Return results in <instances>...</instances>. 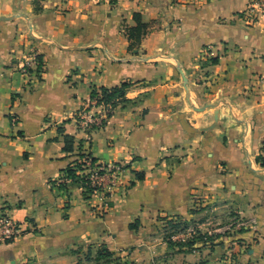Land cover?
<instances>
[{"label":"crops","instance_id":"0c3cea01","mask_svg":"<svg viewBox=\"0 0 264 264\" xmlns=\"http://www.w3.org/2000/svg\"><path fill=\"white\" fill-rule=\"evenodd\" d=\"M250 2L0 0V216L24 227L0 264H264V12L249 21ZM139 19L140 42L127 32ZM204 48L218 60L202 69ZM124 81L128 100L83 130L92 88ZM81 151L122 163L130 184L104 215L55 183ZM201 205L231 207L230 222L209 228ZM171 219L232 235L172 247Z\"/></svg>","mask_w":264,"mask_h":264},{"label":"built area","instance_id":"2783aa9c","mask_svg":"<svg viewBox=\"0 0 264 264\" xmlns=\"http://www.w3.org/2000/svg\"><path fill=\"white\" fill-rule=\"evenodd\" d=\"M259 7L264 12V0H251L250 4L244 11V14L248 16L249 21L256 22L258 15L255 13V9ZM212 56L210 48H204L201 52L198 63L199 68L203 69L206 61ZM37 60L36 57H32ZM38 61V60H37ZM205 67V66H204ZM32 65L30 60L24 61L21 66V72L27 78V85H33L34 79L32 77ZM108 107L104 103H98L97 99L88 100L83 110L80 113V119L78 120L80 127L88 133L93 130L102 128L108 118ZM15 120L16 118L13 117ZM82 162V168L77 169L79 177H84L93 188L91 192L92 197L98 198L101 203L94 206L95 212L99 215H104L110 207V197L120 190L121 187L125 189L130 185L123 182L122 173L123 165L119 162H105L100 160L92 161L91 156L78 155L76 160L72 163V166H76L77 162ZM73 182L72 177L67 173L62 172L56 180V185L66 184L69 186ZM64 188V187H62ZM83 189V187H82ZM172 223L178 225L173 226L171 224L166 225L165 230L170 231L169 234L186 235L191 239L196 238L199 234H204L199 228L198 222H184L178 219H171ZM217 231V230H214ZM24 232L23 222L13 220L6 216H0V239L6 241L8 239H15ZM210 232V231H209ZM186 238V237H185ZM120 264H125L124 262Z\"/></svg>","mask_w":264,"mask_h":264},{"label":"trees","instance_id":"16d2710c","mask_svg":"<svg viewBox=\"0 0 264 264\" xmlns=\"http://www.w3.org/2000/svg\"><path fill=\"white\" fill-rule=\"evenodd\" d=\"M137 16V15H136ZM148 25L146 22H143L142 20H138V25L135 27L128 28V36L130 39H134L133 41H141V39L144 37V35L147 33ZM132 44V43H131ZM131 46V45H130ZM133 46V44H132ZM38 59V65L36 70V74L38 77L42 78L43 72H44V60L42 55H37ZM218 60V58L215 56H212L209 58L208 61H206L205 64H212L215 63ZM130 86L129 81H124L120 85L113 86V87H108V86H94L91 91V97L89 100H94L97 99V102L104 103L108 107V118L114 113L115 109L122 103L128 100L126 94H127V89ZM88 102V101H87ZM86 104V103H85ZM85 105L78 111L77 113V118L78 120L80 119V113L83 110ZM107 118V119H108ZM107 121V120H106ZM106 124V122L104 123ZM60 133L63 134L64 137V149L67 151H74V143H75V137L72 134L66 133L65 129L63 127H59ZM81 147V146H80ZM80 156H91L92 161L97 160L96 157H94L91 152L87 151H81L79 152ZM264 163V160H263ZM82 162H77L76 166H68L63 172L67 173L68 176L72 177L73 182L67 186L66 184H60L61 187L67 188L68 190H71L73 186H81L83 187V194L86 198H90L91 192L93 188H91L90 184L84 177H79V174L77 173L78 168H82ZM137 179H142L144 178V173L143 172H137L136 174ZM170 224L173 226H176L178 224L172 223L170 221ZM133 226V225H132ZM201 239L203 243L206 242H212L214 238H204L203 235L200 234V238H194L188 241L187 243L182 244L181 246H186L188 249H194L196 246V243ZM13 239H8L6 242H11ZM169 244L173 245V241L171 239L168 240ZM102 254L107 257H113V253L108 250H103Z\"/></svg>","mask_w":264,"mask_h":264},{"label":"rangeland","instance_id":"374dc122","mask_svg":"<svg viewBox=\"0 0 264 264\" xmlns=\"http://www.w3.org/2000/svg\"><path fill=\"white\" fill-rule=\"evenodd\" d=\"M211 207H212L211 205H206V206L201 205L200 206V209L203 212V214L201 215L200 218L204 219L207 222H210L209 228H211L213 226L217 227V226H219L221 224H225V223H226L225 225H227L230 222V220L228 221L227 219H228V216L231 213H233L231 207H227L226 209L224 207V208L218 209L216 211L211 210L212 209ZM230 216H232V215H230ZM159 232L162 233V236H164L165 240L168 241L169 239H171L173 241L174 244L173 245L171 244L172 247L173 246H179V248H181L182 247L181 243L184 244V243H187L188 241L191 240L190 237H187L186 235L183 237V235H181V234L179 235V233L169 234L170 231H168V230H159ZM217 233L232 235L231 233H228V230H223V231H219V232L218 231L217 232L216 231H210V232L206 231V233L201 234V235H203L204 238H210V237L215 238ZM198 237L200 238V234L196 238H198ZM201 241L202 240L199 239V241L197 243H201ZM4 242H6V241H3L0 239V244H3ZM169 257H171V256H169ZM107 258L113 259V257H107Z\"/></svg>","mask_w":264,"mask_h":264}]
</instances>
